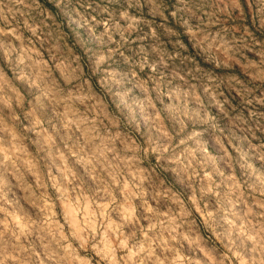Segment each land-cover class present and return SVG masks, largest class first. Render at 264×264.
Returning a JSON list of instances; mask_svg holds the SVG:
<instances>
[{
  "label": "rangeland",
  "instance_id": "1",
  "mask_svg": "<svg viewBox=\"0 0 264 264\" xmlns=\"http://www.w3.org/2000/svg\"><path fill=\"white\" fill-rule=\"evenodd\" d=\"M0 264H264V0H0Z\"/></svg>",
  "mask_w": 264,
  "mask_h": 264
}]
</instances>
